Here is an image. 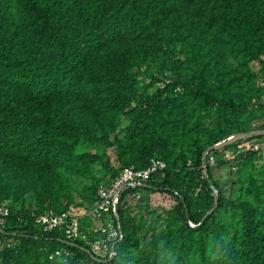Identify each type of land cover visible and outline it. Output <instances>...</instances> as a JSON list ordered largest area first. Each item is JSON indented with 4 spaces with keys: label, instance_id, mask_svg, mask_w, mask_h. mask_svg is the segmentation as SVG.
I'll return each instance as SVG.
<instances>
[{
    "label": "trees",
    "instance_id": "1",
    "mask_svg": "<svg viewBox=\"0 0 264 264\" xmlns=\"http://www.w3.org/2000/svg\"><path fill=\"white\" fill-rule=\"evenodd\" d=\"M261 114L264 0H0V264H264V156L202 160ZM152 159L164 167L121 194L112 258L36 224L88 217L99 184L72 178L93 165L109 184ZM231 161L226 195L212 165ZM147 190L175 205L133 209Z\"/></svg>",
    "mask_w": 264,
    "mask_h": 264
},
{
    "label": "built area",
    "instance_id": "2",
    "mask_svg": "<svg viewBox=\"0 0 264 264\" xmlns=\"http://www.w3.org/2000/svg\"><path fill=\"white\" fill-rule=\"evenodd\" d=\"M255 121L256 120L251 123V130H255L258 125ZM252 137L257 136L242 135L230 143L233 144L238 142L240 144L236 149V154L252 150L264 156V136L257 138ZM231 138H234L233 134L220 142H225ZM163 167V162L152 159L147 168L134 169L132 167H125L112 182L101 185L98 188L95 204L86 212L92 222V225L87 227L86 230H81L78 215H71L66 212L55 213L53 211H47L37 215L35 222L43 230H51L53 228L63 229L65 234L72 240L78 239L89 245V251H91L95 258H112L116 254L114 247L115 243L122 238V231L117 213L122 192L127 187L141 185L144 181L149 179L153 173L160 171ZM8 213L9 208L7 204L0 203V224H3ZM112 215L114 218L111 217ZM91 236L94 237L93 240L90 238ZM68 253L69 252L64 249H58L50 253L48 258L50 260L62 258L63 261H65V256H67Z\"/></svg>",
    "mask_w": 264,
    "mask_h": 264
},
{
    "label": "rangeland",
    "instance_id": "3",
    "mask_svg": "<svg viewBox=\"0 0 264 264\" xmlns=\"http://www.w3.org/2000/svg\"><path fill=\"white\" fill-rule=\"evenodd\" d=\"M257 68V67H256ZM255 123L260 124L264 123V114H261L255 121ZM84 148L78 147L77 151H81ZM219 151L217 153V159L218 160H224V159H232L236 155V150H226L223 149V147L218 148ZM236 162L231 161L229 162V165L223 164H218L212 165V174L215 178H217L220 186L224 189L225 194H228V187H229V180L234 176V168ZM93 176L91 179H81V178H72V183L75 186V188L84 193L87 194V189L92 183L99 184L98 186L100 187L101 185H105L106 183V178L103 176V171L98 165H93ZM127 202L132 206L133 209H137V205H145L147 204L149 208H156L159 210L163 208H172L173 205H175V200L172 196H170L166 192H161V191H140L136 193L133 196H129L127 198ZM80 213H83V209H80ZM90 219L88 217L80 216L79 217V222L80 225L82 226V223L85 221H89ZM84 227V226H82Z\"/></svg>",
    "mask_w": 264,
    "mask_h": 264
},
{
    "label": "water",
    "instance_id": "4",
    "mask_svg": "<svg viewBox=\"0 0 264 264\" xmlns=\"http://www.w3.org/2000/svg\"><path fill=\"white\" fill-rule=\"evenodd\" d=\"M234 138H231L225 142H217L209 147H207L206 150H204L203 154H202V160H203V166H204V172L206 173V164H205V155L208 151L212 150V149H218L221 148L225 145H228L230 143H232L236 138L241 137L242 135H247V136H258V135H264V129H258V130H250V131H244V132H237V133H233ZM214 195H215V204L214 207L217 203V196H218V192L216 191V189H214ZM211 211V210H210Z\"/></svg>",
    "mask_w": 264,
    "mask_h": 264
}]
</instances>
